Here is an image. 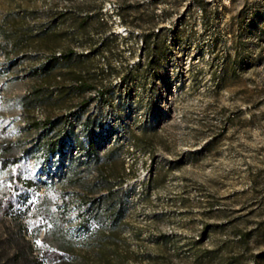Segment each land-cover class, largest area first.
I'll list each match as a JSON object with an SVG mask.
<instances>
[{
  "label": "rangeland",
  "instance_id": "374dc122",
  "mask_svg": "<svg viewBox=\"0 0 264 264\" xmlns=\"http://www.w3.org/2000/svg\"><path fill=\"white\" fill-rule=\"evenodd\" d=\"M0 264H264V0H0Z\"/></svg>",
  "mask_w": 264,
  "mask_h": 264
},
{
  "label": "bare ground",
  "instance_id": "6f19581e",
  "mask_svg": "<svg viewBox=\"0 0 264 264\" xmlns=\"http://www.w3.org/2000/svg\"><path fill=\"white\" fill-rule=\"evenodd\" d=\"M121 30V34L122 35H126L127 34V30L125 28H120Z\"/></svg>",
  "mask_w": 264,
  "mask_h": 264
},
{
  "label": "trees",
  "instance_id": "16d2710c",
  "mask_svg": "<svg viewBox=\"0 0 264 264\" xmlns=\"http://www.w3.org/2000/svg\"><path fill=\"white\" fill-rule=\"evenodd\" d=\"M148 36H149V35H145V36H144L145 40L147 39Z\"/></svg>",
  "mask_w": 264,
  "mask_h": 264
}]
</instances>
